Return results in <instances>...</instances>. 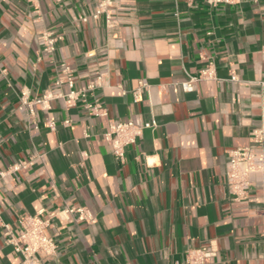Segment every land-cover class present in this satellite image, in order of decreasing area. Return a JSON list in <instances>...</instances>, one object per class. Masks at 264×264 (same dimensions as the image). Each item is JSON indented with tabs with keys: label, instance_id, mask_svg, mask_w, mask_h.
I'll list each match as a JSON object with an SVG mask.
<instances>
[{
	"label": "crops",
	"instance_id": "0c3cea01",
	"mask_svg": "<svg viewBox=\"0 0 264 264\" xmlns=\"http://www.w3.org/2000/svg\"><path fill=\"white\" fill-rule=\"evenodd\" d=\"M99 1L0 0V264H21L5 225L17 233L41 208L56 212L43 264H183L210 241L207 264H264L262 176L243 201L225 183L227 150L252 145L264 114V0H112L109 23L92 17ZM43 33L55 37L49 52ZM208 62L217 79L184 91ZM63 65L77 87L103 73L88 99L106 115L62 97L21 107V92H67L55 84ZM139 80L148 86L135 101ZM126 119L142 134L119 160L102 134ZM19 161L30 163L12 170Z\"/></svg>",
	"mask_w": 264,
	"mask_h": 264
},
{
	"label": "built area",
	"instance_id": "2783aa9c",
	"mask_svg": "<svg viewBox=\"0 0 264 264\" xmlns=\"http://www.w3.org/2000/svg\"><path fill=\"white\" fill-rule=\"evenodd\" d=\"M209 3H218L228 0H208ZM112 0H100L95 8L92 17L96 18L99 14L105 13L106 22L111 20L108 8ZM86 20V17H82ZM44 50L49 52L54 49L55 37L50 33L41 34ZM91 53L89 52V55ZM63 75L57 77L55 84H66L68 91L65 93L54 92L52 90L44 91L37 97L30 100L26 98V93L21 92V107L26 106L29 113H33L36 106L47 109L49 102L53 98L62 97L67 105H74L78 100L83 104L87 112L93 116L101 117L106 115V109L97 99H88V95L95 89L104 84V75L102 72H95L94 76L84 85L75 86L71 70L63 65ZM217 79L215 67L212 62H208L199 69L196 75H188L181 82L184 91L189 92L195 89L196 82L200 80ZM230 79L235 80L236 76L231 75ZM144 80H139V86L133 91L134 100H140V91L147 87ZM49 127H53V122H48ZM143 125L133 119L120 120L110 123L108 129L103 132V138L110 144L115 158L123 160L126 148L135 144L142 134ZM252 145L232 148L227 150V163L225 166V183L229 192L235 201H243L247 198L250 186V176L258 173L262 176L264 182V114L261 124L252 130L250 134ZM256 146V147H255ZM30 162L19 161L12 164V170H18L27 166ZM66 214L76 213V220L92 222L94 220L91 212L85 207H65L62 209ZM45 210L39 209L35 214H26L19 218L20 228L14 233L8 225L6 227V242L10 243L14 250L20 254L21 264H43L41 256L51 255L55 252L56 245L53 237L46 233V228L50 223V218L56 214L55 211L47 212L42 216ZM217 255V247L210 241L198 248L186 250L183 264H207ZM176 264H182L176 262Z\"/></svg>",
	"mask_w": 264,
	"mask_h": 264
}]
</instances>
